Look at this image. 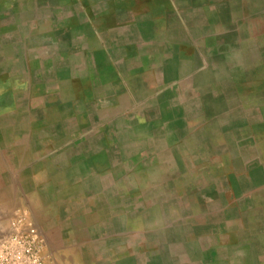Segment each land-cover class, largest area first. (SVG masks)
<instances>
[{
    "label": "rangeland",
    "instance_id": "374dc122",
    "mask_svg": "<svg viewBox=\"0 0 264 264\" xmlns=\"http://www.w3.org/2000/svg\"><path fill=\"white\" fill-rule=\"evenodd\" d=\"M209 1L176 30L167 85L111 109L75 86L66 45L104 0H0V237L25 212L63 264L47 212L70 204L98 210L87 234L129 248L122 264L213 263L264 242V0Z\"/></svg>",
    "mask_w": 264,
    "mask_h": 264
},
{
    "label": "crops",
    "instance_id": "0c3cea01",
    "mask_svg": "<svg viewBox=\"0 0 264 264\" xmlns=\"http://www.w3.org/2000/svg\"><path fill=\"white\" fill-rule=\"evenodd\" d=\"M161 1L167 6L163 7ZM154 2L121 0V3L107 6L111 4V0H104L103 5L95 7L96 15L91 16L89 24L75 28V40L70 43L66 41L76 59L70 78L76 87L83 86L79 91L85 94V99L101 102V106L106 108L132 109L137 105L139 93L144 90L145 84L150 85L149 92H153L156 90L153 85L157 84L159 90V87L162 88L171 80L167 74L172 60L178 56L175 55L179 42L176 30L186 34L190 26L193 28L187 16L194 13V6L209 4L210 1ZM184 20L186 25L181 24ZM78 61L88 62V65L79 66ZM195 69L196 67L191 66L187 70V77L191 82ZM178 75L172 79L177 80ZM178 82H171V90L175 94L180 89ZM64 209L60 213L62 215L54 209L47 212L49 222L56 229L53 240L61 236L59 242L56 240L57 243L52 242L50 246L58 252L63 264H122L121 257L123 261L127 259L129 248L118 251L114 248L107 249L100 244L104 242L102 238H93L87 234L89 223L92 222L90 218L92 215H99L98 210L94 213L91 211V215H88L85 207L77 208L68 204ZM235 245H238V253L236 248L233 258L227 257L226 251L222 249L215 260L217 263H211L204 257L201 264H264V242L252 238L236 240ZM205 249L209 250L205 247L203 251ZM211 252L216 255V247ZM174 264H181L180 259Z\"/></svg>",
    "mask_w": 264,
    "mask_h": 264
},
{
    "label": "built area",
    "instance_id": "2783aa9c",
    "mask_svg": "<svg viewBox=\"0 0 264 264\" xmlns=\"http://www.w3.org/2000/svg\"><path fill=\"white\" fill-rule=\"evenodd\" d=\"M0 264H53L42 233L25 212H15L0 237Z\"/></svg>",
    "mask_w": 264,
    "mask_h": 264
}]
</instances>
